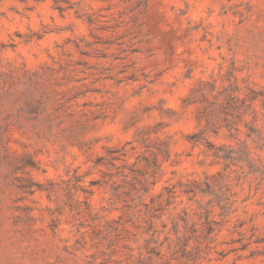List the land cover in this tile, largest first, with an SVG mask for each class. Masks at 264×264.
<instances>
[{"label": "rangeland", "instance_id": "374dc122", "mask_svg": "<svg viewBox=\"0 0 264 264\" xmlns=\"http://www.w3.org/2000/svg\"><path fill=\"white\" fill-rule=\"evenodd\" d=\"M0 264H264V0H0Z\"/></svg>", "mask_w": 264, "mask_h": 264}]
</instances>
